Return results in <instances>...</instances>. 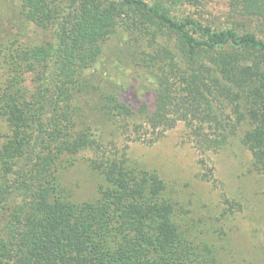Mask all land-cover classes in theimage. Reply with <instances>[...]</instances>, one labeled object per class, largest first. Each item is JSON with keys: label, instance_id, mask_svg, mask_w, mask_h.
I'll return each mask as SVG.
<instances>
[{"label": "trees", "instance_id": "obj_1", "mask_svg": "<svg viewBox=\"0 0 264 264\" xmlns=\"http://www.w3.org/2000/svg\"><path fill=\"white\" fill-rule=\"evenodd\" d=\"M9 1L0 264H238L219 222L241 203L224 199L212 221L129 147L182 125L200 181L215 182L203 157L234 141L264 180V0H234L242 21L225 26L184 15L180 0ZM30 28L40 41L26 39ZM114 36L118 49L101 61ZM82 159L100 182L76 201L62 173ZM260 254L250 264H264Z\"/></svg>", "mask_w": 264, "mask_h": 264}, {"label": "rangeland", "instance_id": "obj_2", "mask_svg": "<svg viewBox=\"0 0 264 264\" xmlns=\"http://www.w3.org/2000/svg\"><path fill=\"white\" fill-rule=\"evenodd\" d=\"M180 1L184 15L221 26L235 20L242 21L231 14L234 0ZM239 3L237 10L242 8ZM12 9L9 0H0V12L14 18ZM34 32L35 29L30 28L26 39L36 43L44 35ZM117 44V36L107 41L101 61L118 49ZM182 133L183 127L178 125L152 145L133 143L129 147V157L148 169L156 170L164 180L173 183L190 208L204 217H211L212 221L218 219V206L223 205L224 199L239 201L241 205L236 207L239 209L219 222L223 227H229L230 257L238 264H250L261 259L260 253L264 254V180L248 174L250 156L247 150L234 141L219 153L203 157L214 168L215 182H202L196 177L200 172L198 161L201 157L181 138ZM62 182L73 199L81 201L93 198L100 179L91 173L82 159L63 171ZM215 224L218 228V222Z\"/></svg>", "mask_w": 264, "mask_h": 264}]
</instances>
